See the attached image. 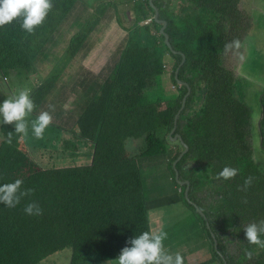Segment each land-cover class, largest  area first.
Returning a JSON list of instances; mask_svg holds the SVG:
<instances>
[{
    "label": "trees",
    "instance_id": "1",
    "mask_svg": "<svg viewBox=\"0 0 264 264\" xmlns=\"http://www.w3.org/2000/svg\"><path fill=\"white\" fill-rule=\"evenodd\" d=\"M77 1L53 0V9L34 34L21 28L20 19L0 27V71L32 73L37 56L47 52L53 33ZM239 1L153 0L157 18L166 21L170 47L159 31L162 24L153 19L149 0L132 7L142 12L138 16L134 12L130 25L121 21L113 6L110 16L114 14L126 37L95 101L84 96L77 102L84 101L85 108L77 117L78 131L67 130L70 137H63L69 153L62 157L54 152L61 160L56 165L45 160L52 151L43 149L34 155L28 147L19 148V143L24 144L15 136L7 143L8 133L0 141V185L22 179V188L33 190L15 208L0 204V264H39L58 251L66 264L115 261L130 246L128 240L150 230L149 208L178 201L177 193L195 212L203 228L200 236L207 239V246L196 254L203 252L205 259H194V264H241L244 260L264 264V249L249 244L243 232L247 224L264 220V171L254 158L252 109L242 99L237 75L224 64L225 44L249 29ZM146 18H151V25L141 23ZM84 36L71 35L67 57L85 46ZM60 76L61 72H53L30 89L36 104L32 117L43 105L53 104L48 97ZM167 83L172 85L170 90ZM260 100L257 123L264 147V93ZM174 125L172 135L178 133L187 150L173 167L184 148L169 136ZM139 139L138 150L129 151L131 141ZM82 145L90 151L79 153ZM149 163L167 164L178 185L175 195L155 201L145 197L142 169ZM226 166L238 169V175L218 180ZM248 177L252 183L244 188ZM206 179H211L209 194L202 191ZM185 180L187 196L186 183H178ZM30 202L38 203L43 214L26 215L23 209ZM228 245L243 251L233 256Z\"/></svg>",
    "mask_w": 264,
    "mask_h": 264
},
{
    "label": "rangeland",
    "instance_id": "2",
    "mask_svg": "<svg viewBox=\"0 0 264 264\" xmlns=\"http://www.w3.org/2000/svg\"><path fill=\"white\" fill-rule=\"evenodd\" d=\"M108 2L110 3V9L108 7ZM119 4L124 6L120 10L118 7ZM114 5L116 6L121 21L124 22L125 25H130V23H132L134 20L133 16H136L135 13L138 16V14L142 12L141 9H134L133 13H131L130 10H123L125 7L131 10L132 7L137 8L139 3L135 0H80V2L74 5L73 9L69 12L70 14L66 16V19L68 18L67 23H64L62 27H60V24L58 29L61 34L59 38L64 39L66 42L71 35L82 33V35H85V44L87 45L86 39L89 36L90 26L99 17L95 25L99 30L97 34L99 39L92 38L90 35L88 43L92 41L98 43V51L101 53V56L107 57V59L102 60L101 63L102 67L105 69L112 66L113 59L115 60V56L118 54L119 45L126 37V34L114 21L110 23L109 28L106 26L104 30V23H109V16L113 13ZM103 8H106V11L101 14V9ZM238 8L245 14L247 19L246 25L249 29L245 35L243 32L239 33L236 39L240 40L241 48L237 50L235 54H233V52L224 54V62L226 66L232 69L237 75L239 80V92L242 99L251 106L254 158L260 162L261 170L264 171V147L260 145L257 123L260 117V98L264 93V0H240ZM72 21L82 22L83 25L72 26L70 25ZM150 23L151 22L148 24ZM94 29L96 28L93 27L91 31ZM58 41L56 37H53L49 42L50 44L48 43L47 52L37 56L34 64L35 70L32 71V73H27L25 70L16 72L11 69L4 73L0 71V104H2L5 99L18 95L19 91L22 89H32L33 85L40 78L44 79L53 72H61V76L57 81V87L53 88L48 100L55 97L58 98L60 103L59 110L63 117L53 115V113L58 110L57 106H53L55 109L52 113L53 121L45 130L43 139H36L32 132L31 123L36 117L34 118L31 115L27 118L28 134L27 136L18 134L19 137L17 134H14V126L3 124L2 117H0V141L5 138L7 133L13 132L12 137L15 136V138L22 141L30 148L29 150L34 155L35 152L43 149L52 151V156L49 157L46 155L47 158H45V160L56 165H58L57 162L61 160L57 159L54 152L62 157L69 153V148H67L64 143L66 138L63 137H70V133L66 134L61 126H64L65 130H71L70 127L72 126V122H74L71 121V117H75V115H69L67 117V113L72 109L74 106L73 102L77 100L81 93H85L86 96H89L91 93L89 90L84 91L83 86H80L79 89H71V84L73 81H87V79H90L92 75L87 74V69L85 67L93 65L90 58L86 59V56L89 55L88 51L86 52L87 54L84 53L81 55L82 58H79V53H76L72 58L67 57V53L61 54L62 48ZM167 69H171L170 64L167 65ZM98 84L99 80L96 79L94 85ZM171 86L168 83L165 85L167 90H170ZM78 101L79 100H77L76 103ZM47 109L50 110L49 106ZM65 119H67V121ZM141 140L142 139L131 141V146H128L127 149L129 151H137L140 143H142ZM133 144L136 145L137 148H134ZM18 147L24 150V145L21 143L18 144ZM77 151L79 153H88L90 148L86 145H82L80 146V151ZM81 159L80 157L77 161L80 162ZM142 175L145 179L146 188L144 194L147 199L151 200L153 198V201H155L162 198H169V196L176 194L175 192L178 185L171 178L172 173L166 163H149L147 168L142 169ZM204 184L203 191L209 194L205 187L212 188L211 179H206L203 182V185ZM177 195L180 199L172 204L156 205L149 208V226L150 229L163 230L167 233L164 246L170 254L179 252L184 259V264H194L196 263L193 261L194 259L195 261L205 259L204 256H202L203 252L200 255H196L198 252L196 250L202 246H207V244L205 239L200 236V234L203 233V228H201L199 222L195 219V212L182 201L180 194L177 193ZM206 226L207 228L209 226L207 220ZM228 248L233 256H238V251H243L239 248L235 250L233 246L229 245ZM186 257L189 261L186 260ZM249 263V260H244L241 264ZM39 264H66V260L64 254L58 251Z\"/></svg>",
    "mask_w": 264,
    "mask_h": 264
},
{
    "label": "clouds",
    "instance_id": "3",
    "mask_svg": "<svg viewBox=\"0 0 264 264\" xmlns=\"http://www.w3.org/2000/svg\"><path fill=\"white\" fill-rule=\"evenodd\" d=\"M53 0H0V27L12 24L13 21L22 20L21 28L28 34H34L37 27L43 25L49 12L53 9ZM241 48L239 39H234L225 44V54L229 52L236 53ZM36 109V104L31 98L29 89H22L18 95L5 99L0 104V117L5 125H13L15 133L28 134V117ZM49 111H40L35 120L32 121V132L36 139H43L45 130L52 124L55 111L52 105H49ZM12 133H8L7 143H12ZM238 175V169L233 167H224L217 175V179L229 181ZM252 177L244 180V188L252 183ZM23 180L16 179L12 183L0 185V204L6 208H15L25 197L33 194L32 189H23ZM29 216H40L43 210L36 202L26 204L23 209ZM244 236L251 245H256L264 249V220L252 222L244 226ZM167 239V233L163 230L150 229L140 235L128 240L118 258L113 261H107V264H184L182 255L177 252L170 254L164 246ZM251 258V253H248Z\"/></svg>",
    "mask_w": 264,
    "mask_h": 264
},
{
    "label": "crops",
    "instance_id": "4",
    "mask_svg": "<svg viewBox=\"0 0 264 264\" xmlns=\"http://www.w3.org/2000/svg\"><path fill=\"white\" fill-rule=\"evenodd\" d=\"M77 2H80V1H77ZM76 2V3H77ZM118 7H119V10L121 9V8H123L124 6L123 5H121V4H119L118 5ZM114 8H115V6H114ZM123 10H130L131 11V13H133V10H131V9H129V8H127V7H125ZM70 14V13H69ZM68 14V15H69ZM119 15V14H118ZM119 18H120V16H119ZM134 18V17H133ZM68 19V18H67ZM67 19L65 18L60 24H61V26L60 27H62L63 25H64V23H67ZM113 21L117 24V22L115 21V19H114V14H113V16H109V23L107 22V23H104L105 25H104V30H105V27L106 26H108L107 28H109L110 27V23L112 22L113 23ZM96 22L97 21H95V23H94V27L96 28V29H94L93 31H90L89 32V36H88V38L90 37V35H91V37L92 38H95V39H99V37H98V32H99V30H98V28H97V26H95L96 25ZM76 23H75V21H72L71 23H70V25H75ZM81 26V25H83V23L82 22H79L76 26ZM58 29H59V27L55 30V32L53 33V37H56V39L57 40H59L58 41V43L61 45V48H62V51H61V54H63L64 52L66 53V47L68 46V44H69V41H70V38L67 40V42L64 40V39H60L59 37L61 36V34L59 33V31H58ZM94 31H96V32H94ZM94 32V33H93ZM125 34H126V32H125ZM88 38L86 39L87 40V45L85 44V46L84 47H82L80 50H79V52H77V53H79V58H82V56L81 55H83L84 53H86L87 51L89 52V55H87L85 58L86 59H89L90 58V60L93 62V65H89V66H87V67H85L86 69H87V74H90V75H92L91 76V78L90 79H87V84L88 85H86V84H84V82H83V80H78V81H73V83L71 84V89H79L80 88V86H83L84 87V91H86V90H89V91H91V93L89 94V96H86V94L85 93H81L79 96H78V98H77V100H79V101H81V98L82 97H84L85 96V99H86V101H89V99L91 98V99H93L94 101H95V99L97 98V96L99 95V91H98V88H99V85L101 84V81L103 80V79H105L109 74H110V72H112V70H113V68H114V62H115V60L113 59V62H112V66H109L107 69H105V68H103L102 67V60H106L107 59V57L106 56H101V53L98 51V43H94L93 41L92 42H90V43H88ZM90 39V38H89ZM85 48V49H84ZM76 54V53H75ZM75 54H73V56L75 55ZM87 54V53H86ZM85 54V55H86ZM73 56H71V58L73 57ZM58 58H60V57H58ZM84 58V59H85ZM104 58V59H103ZM113 58V57H112ZM224 59H225V56H224ZM224 64H225V62H224ZM226 65V64H225ZM232 70V69H231ZM235 73V72H234ZM95 78H97L98 80H99V84L98 85H96V86H94V90L92 89V88H90L91 86L90 85H92L93 84V82L96 80ZM41 79V78H40ZM39 79V80H40ZM39 80L37 81L38 83H39ZM35 84H37V83H35ZM78 87V88H77ZM83 91V92H84ZM50 100V99H49ZM77 100H75L74 102H73V107H72V109L67 113V117L69 116V113L72 111V110H75L74 111V113L72 114V115H75V117L73 116V117H71V121H74V122H72V126L70 127L71 128V131L72 130H74V131H78V127H77V117H78V115L82 112V110H83V108H85V102L84 101H82L83 103L82 104H77L76 103V101ZM52 102H53V104H52V106H57V111L56 112H54L53 113V115L54 116H58V117H63L62 115H61V113H60V110H59V108H60V103H59V100H58V98L57 97H55V98H53V100H52ZM76 103V104H75ZM50 104H48L47 105V107L49 106ZM41 109H43L42 111H49L46 107H44V105H43V107H40V111H41ZM39 111V112H40ZM66 117V118H67ZM66 121H67V119H65ZM62 127V130L63 131H65V133H68V132H66L67 130H65L64 129V126H61ZM69 130V129H68ZM23 138V137H22ZM23 143V142H22ZM24 144V143H23ZM24 148H26L27 146L24 144ZM208 184H210V183H208ZM205 189L208 191V193L209 192H211V188H207V187H205ZM203 191V190H202ZM204 192V191H203ZM205 194H207L206 192H204ZM208 196V195H207ZM204 239H205V241L207 242V239L205 238V236H204ZM203 247V246H202ZM199 249H201V248H199ZM199 249H197L196 251H198ZM187 257H189V256H187ZM186 257V258H187ZM212 264H217L216 262H214V263H212Z\"/></svg>",
    "mask_w": 264,
    "mask_h": 264
},
{
    "label": "water",
    "instance_id": "5",
    "mask_svg": "<svg viewBox=\"0 0 264 264\" xmlns=\"http://www.w3.org/2000/svg\"><path fill=\"white\" fill-rule=\"evenodd\" d=\"M152 1H153V0H149V3H150V5L152 6L153 11H154V13H153V19L156 20L157 22H160V23L162 24L161 27H160V29H159V31H160V33L164 36V42H165V44H166L168 47H170V43H169V41H168V35L164 32V28H165L166 21H165V20H160V19L157 18V17H158V10H157L156 7L152 4ZM182 61H183V56H182ZM177 71H178V68L175 69V76L177 75ZM188 94H189V89H187L185 95H184L183 98H182L181 108H182V106H184V102H185L186 96H187ZM177 114H178V113H177ZM177 114H176L175 117H174V118H175V119H174V122H176ZM174 130H175V125L173 126V128H172L171 131L169 132V136L171 135V137H170L171 140L176 141V140L178 139L179 142L183 144L184 148H183V150L180 152V154H179V156L176 158V160L173 162V167L175 166L176 161H177V160L181 157V155L187 150V146H186L185 143L182 142L180 135H179L178 133H174V134L172 135V133L174 132ZM175 179L178 180V173H177V172L175 173ZM178 183H179L180 185H183L184 183H186V187H185V191H184V196H187V194H188V188H189V187H188L189 182H188L187 180H185V181H178ZM194 206L196 207V209H197L200 213H202L201 210L196 206V204H194ZM211 235L213 236L212 233H211ZM214 247H215V248L217 247V243H216L215 240H214Z\"/></svg>",
    "mask_w": 264,
    "mask_h": 264
},
{
    "label": "built area",
    "instance_id": "6",
    "mask_svg": "<svg viewBox=\"0 0 264 264\" xmlns=\"http://www.w3.org/2000/svg\"><path fill=\"white\" fill-rule=\"evenodd\" d=\"M135 1H137L140 4V3H143L145 0H135ZM149 22H151V18H146L141 23L142 24H148Z\"/></svg>",
    "mask_w": 264,
    "mask_h": 264
}]
</instances>
